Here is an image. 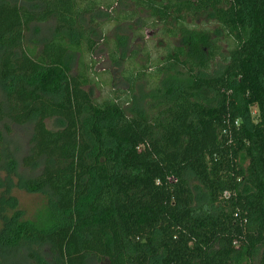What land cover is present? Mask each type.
<instances>
[{
  "label": "trees",
  "instance_id": "1",
  "mask_svg": "<svg viewBox=\"0 0 264 264\" xmlns=\"http://www.w3.org/2000/svg\"><path fill=\"white\" fill-rule=\"evenodd\" d=\"M141 12L165 48L141 63L105 39L127 88L93 99L97 34ZM174 72L186 81L163 93ZM145 77L158 113L129 114ZM0 82V123L33 124L24 188L53 197L41 224L6 221L0 258L36 243L59 264H264V0H0Z\"/></svg>",
  "mask_w": 264,
  "mask_h": 264
},
{
  "label": "rangeland",
  "instance_id": "2",
  "mask_svg": "<svg viewBox=\"0 0 264 264\" xmlns=\"http://www.w3.org/2000/svg\"><path fill=\"white\" fill-rule=\"evenodd\" d=\"M25 6L32 8L30 5ZM128 10H133V7L130 6ZM139 15L140 17L132 23L119 27H107L105 34L97 30L99 32L97 39L100 49L94 56L97 63L94 66L95 75L93 77L98 82V85H94L89 91L93 99L101 101L108 97L111 91L117 89L125 90L127 88L121 79V73L125 68L122 65L123 61L121 65H112L106 60L108 45H105V39L109 38L110 40L123 42L122 45L124 47H122V50L124 52H138L137 57L140 62L147 61V55L153 58L155 54L158 55L161 49L165 48L164 41L158 36L156 31L146 29L141 25V19L149 15L142 12ZM54 26L53 21L40 26L38 32H33L30 36L31 42L53 38ZM152 71L153 67H149L146 72L150 74ZM180 74L179 72H174L173 75H165L163 77L162 81L159 82L163 93L173 86L182 85V81H186L183 78H179ZM151 87L152 84H150L149 77H145L136 84L132 102L126 108L129 114H147L150 116L158 113L154 106L160 98ZM7 91L8 84L0 82L1 102H5ZM203 97L201 104L205 106L215 105L216 100L213 101L214 97L212 94H207ZM256 114V108H252V115L256 116ZM6 126L11 128L10 134H7ZM32 127V123L23 127L11 125L9 121L0 123V132L3 135V143L0 146V232L4 229L6 221L11 218L19 217V220L41 224L46 211L53 204V197L48 191L30 193L24 188V183L37 177L41 169L40 164L29 168L22 166L23 159L29 155L32 147ZM240 163L242 166L247 165L243 156ZM187 179L195 196L194 206L197 208L204 205L207 201L205 191L192 173H187ZM32 256L40 258L46 264H59L50 254L47 247L36 243L24 245L20 248V252L17 255L14 254L8 259L0 258V264H30ZM87 264H96V261L89 260Z\"/></svg>",
  "mask_w": 264,
  "mask_h": 264
},
{
  "label": "flooded vegetation",
  "instance_id": "3",
  "mask_svg": "<svg viewBox=\"0 0 264 264\" xmlns=\"http://www.w3.org/2000/svg\"><path fill=\"white\" fill-rule=\"evenodd\" d=\"M108 61V59H106ZM109 62V61H108ZM110 64H112L111 62H109Z\"/></svg>",
  "mask_w": 264,
  "mask_h": 264
}]
</instances>
